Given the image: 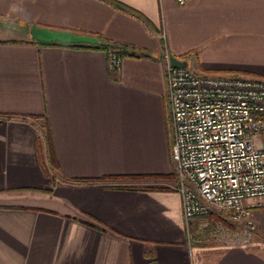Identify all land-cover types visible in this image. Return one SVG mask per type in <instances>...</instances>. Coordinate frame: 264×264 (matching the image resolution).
<instances>
[{
	"label": "crops",
	"instance_id": "0c3cea01",
	"mask_svg": "<svg viewBox=\"0 0 264 264\" xmlns=\"http://www.w3.org/2000/svg\"><path fill=\"white\" fill-rule=\"evenodd\" d=\"M32 25L110 41L120 65L39 43ZM165 51L200 73L264 77V0H0V264H264V243L191 238Z\"/></svg>",
	"mask_w": 264,
	"mask_h": 264
},
{
	"label": "built area",
	"instance_id": "2783aa9c",
	"mask_svg": "<svg viewBox=\"0 0 264 264\" xmlns=\"http://www.w3.org/2000/svg\"><path fill=\"white\" fill-rule=\"evenodd\" d=\"M169 57L163 52L170 155L185 222L214 210L246 218L247 200L264 201V77L200 73ZM107 59L117 69L121 55L110 49Z\"/></svg>",
	"mask_w": 264,
	"mask_h": 264
},
{
	"label": "rangeland",
	"instance_id": "374dc122",
	"mask_svg": "<svg viewBox=\"0 0 264 264\" xmlns=\"http://www.w3.org/2000/svg\"><path fill=\"white\" fill-rule=\"evenodd\" d=\"M172 166L174 169V163ZM172 178L174 187V172ZM246 204L250 209L246 218L235 219L228 210H214L211 214L191 219L188 221V227L192 240L198 245L239 244L245 241L264 243V201L249 199ZM212 225L217 228L213 229Z\"/></svg>",
	"mask_w": 264,
	"mask_h": 264
},
{
	"label": "water",
	"instance_id": "95a60500",
	"mask_svg": "<svg viewBox=\"0 0 264 264\" xmlns=\"http://www.w3.org/2000/svg\"><path fill=\"white\" fill-rule=\"evenodd\" d=\"M31 39L38 42H59L65 43H88L96 44L100 42L99 38L94 35H87L81 33H75L66 29H51L47 27L35 26L30 27ZM170 63L175 66H185V62L177 59L174 56H170Z\"/></svg>",
	"mask_w": 264,
	"mask_h": 264
},
{
	"label": "trees",
	"instance_id": "16d2710c",
	"mask_svg": "<svg viewBox=\"0 0 264 264\" xmlns=\"http://www.w3.org/2000/svg\"><path fill=\"white\" fill-rule=\"evenodd\" d=\"M119 8L121 9H125L127 10V7L121 5L120 3H118L117 1H113ZM100 42L96 43V44H88V43H65V44H61V45H88V46H93V47H98V48H101L103 49L106 53H108V51L110 49H115L120 55L122 53V50L119 46L111 43L110 41H107L103 38H99ZM38 42V41H37ZM39 43H45V42H39ZM52 43H57V44H60L59 42H47V44H52ZM46 139H47V136H45ZM49 148H50V145H49ZM77 180L78 182H91L93 179L91 178H83V179H75ZM195 230V229H194ZM196 233V232H195Z\"/></svg>",
	"mask_w": 264,
	"mask_h": 264
}]
</instances>
